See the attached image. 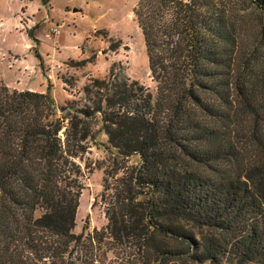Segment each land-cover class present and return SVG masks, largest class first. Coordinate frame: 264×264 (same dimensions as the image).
<instances>
[{
    "label": "trees",
    "instance_id": "trees-1",
    "mask_svg": "<svg viewBox=\"0 0 264 264\" xmlns=\"http://www.w3.org/2000/svg\"><path fill=\"white\" fill-rule=\"evenodd\" d=\"M133 11L155 99L113 69L85 86L91 105L58 116L50 91L0 82V264H264V60L237 58L224 0ZM96 113L116 156L141 163L106 172L108 223L85 236L77 159Z\"/></svg>",
    "mask_w": 264,
    "mask_h": 264
},
{
    "label": "rangeland",
    "instance_id": "rangeland-1",
    "mask_svg": "<svg viewBox=\"0 0 264 264\" xmlns=\"http://www.w3.org/2000/svg\"><path fill=\"white\" fill-rule=\"evenodd\" d=\"M138 1L0 0V82L11 89L50 91L58 116L91 105L85 86L93 78H109L113 69L120 77L138 80L155 99L157 85L133 11ZM224 1L238 24L237 58L259 66L264 60V11L251 0ZM92 120L94 137L77 159L82 172L74 232L85 236L108 223L105 210L113 190L104 193L106 172L113 181L141 163L138 154L119 159L102 130L101 115Z\"/></svg>",
    "mask_w": 264,
    "mask_h": 264
}]
</instances>
